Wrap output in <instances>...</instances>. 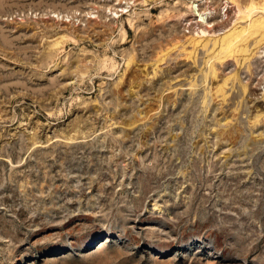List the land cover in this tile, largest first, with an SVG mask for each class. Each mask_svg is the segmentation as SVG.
Here are the masks:
<instances>
[{
  "label": "rangeland",
  "instance_id": "1",
  "mask_svg": "<svg viewBox=\"0 0 264 264\" xmlns=\"http://www.w3.org/2000/svg\"><path fill=\"white\" fill-rule=\"evenodd\" d=\"M237 1L0 0V264H264V14Z\"/></svg>",
  "mask_w": 264,
  "mask_h": 264
},
{
  "label": "bare ground",
  "instance_id": "2",
  "mask_svg": "<svg viewBox=\"0 0 264 264\" xmlns=\"http://www.w3.org/2000/svg\"><path fill=\"white\" fill-rule=\"evenodd\" d=\"M231 2L230 3H232V2H234L235 3V1L238 3V1L237 0H230ZM246 4H245V6H244V4H243V6H244V9H242L241 8V6H237L238 7V9H239V11L240 12H244L245 13V15H246V13H247V16H251V15H253L254 13H257V12H261V14H264V0H249V2L247 3V2H245ZM236 4V3H235ZM239 5V4H238ZM255 16V15H254ZM248 17V18H249ZM246 27V26H245ZM253 28H255V31H257V30H259L260 31V35L262 36L261 38H263V35H264V15L262 16V17H258L255 21H254V25L252 26ZM206 31H208L207 33H211V31H216L214 28L213 29H207V28H203V29H201V33H202V35L206 32ZM253 31V30H252ZM259 31H257V32H259ZM262 31V32H261ZM254 32V31H253ZM252 32V33H253ZM214 33V32H213ZM243 32H240V33H238V32H236V33H231V34H229V35H227V36H225L223 39H222V48L221 49H230L231 47H232V41H229V42H226V40L227 39H229L230 37H233V36H239L240 34H242ZM255 33V32H254ZM204 36V35H203ZM221 39V38H220ZM260 39V38H259ZM195 41V40H194ZM214 41V40H213ZM221 41V40H220ZM260 41V40H259ZM215 43H213L214 44V47H215V45H217L216 43V41H214ZM219 42V41H218ZM200 43V42H199ZM201 44V43H200ZM206 44H207V41H205V43H204V47L206 46ZM212 44V45H213ZM220 45V44H219ZM220 47V46H219ZM196 48V47H195ZM218 50V49H217ZM224 53H225V51H224Z\"/></svg>",
  "mask_w": 264,
  "mask_h": 264
}]
</instances>
